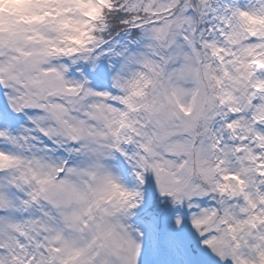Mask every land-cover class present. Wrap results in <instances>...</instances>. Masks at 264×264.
<instances>
[{"label":"snow or ice","instance_id":"snow-or-ice-1","mask_svg":"<svg viewBox=\"0 0 264 264\" xmlns=\"http://www.w3.org/2000/svg\"><path fill=\"white\" fill-rule=\"evenodd\" d=\"M0 264H264V0H0Z\"/></svg>","mask_w":264,"mask_h":264},{"label":"clouds","instance_id":"clouds-1","mask_svg":"<svg viewBox=\"0 0 264 264\" xmlns=\"http://www.w3.org/2000/svg\"><path fill=\"white\" fill-rule=\"evenodd\" d=\"M5 7H7V5Z\"/></svg>","mask_w":264,"mask_h":264}]
</instances>
